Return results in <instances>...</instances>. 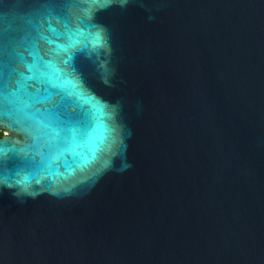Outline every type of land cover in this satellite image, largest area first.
Here are the masks:
<instances>
[{
    "label": "water",
    "instance_id": "obj_1",
    "mask_svg": "<svg viewBox=\"0 0 264 264\" xmlns=\"http://www.w3.org/2000/svg\"><path fill=\"white\" fill-rule=\"evenodd\" d=\"M0 92V264H264V0H0Z\"/></svg>",
    "mask_w": 264,
    "mask_h": 264
},
{
    "label": "snow or ice",
    "instance_id": "obj_2",
    "mask_svg": "<svg viewBox=\"0 0 264 264\" xmlns=\"http://www.w3.org/2000/svg\"><path fill=\"white\" fill-rule=\"evenodd\" d=\"M86 2L87 3H100L101 0H86ZM105 2H106V0H105ZM97 40H99V37H97ZM29 71L30 72L32 71V67L31 66H29ZM50 71L52 72L53 76L58 75L57 70L54 67L50 66ZM60 86H62V87H70L73 90L75 89V85L72 84L71 81H67V80L63 81ZM20 90H21V86L18 84L17 89L13 90L12 92L9 93V96L11 98H13V99L9 100V103H13L14 102V98H16L19 95ZM4 99H5L4 93L0 92V107H2ZM0 144H2V142H0Z\"/></svg>",
    "mask_w": 264,
    "mask_h": 264
},
{
    "label": "flooded vegetation",
    "instance_id": "obj_3",
    "mask_svg": "<svg viewBox=\"0 0 264 264\" xmlns=\"http://www.w3.org/2000/svg\"><path fill=\"white\" fill-rule=\"evenodd\" d=\"M0 136H1V133H0Z\"/></svg>",
    "mask_w": 264,
    "mask_h": 264
}]
</instances>
